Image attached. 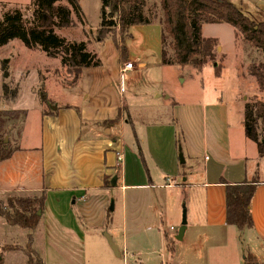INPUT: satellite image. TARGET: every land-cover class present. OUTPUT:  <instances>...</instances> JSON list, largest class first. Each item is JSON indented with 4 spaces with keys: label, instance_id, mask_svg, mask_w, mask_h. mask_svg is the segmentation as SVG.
I'll return each mask as SVG.
<instances>
[{
    "label": "crops",
    "instance_id": "0c3cea01",
    "mask_svg": "<svg viewBox=\"0 0 264 264\" xmlns=\"http://www.w3.org/2000/svg\"><path fill=\"white\" fill-rule=\"evenodd\" d=\"M228 1L247 9L254 7L264 14V0ZM115 55V61H119L120 55L117 52ZM100 57L104 64V57ZM127 59L135 62L138 69L144 66L128 55ZM222 75L223 72L217 77L214 72L217 79ZM215 94V98L201 103L186 104L166 98L169 101L164 102L167 103L166 119L147 123L142 131L136 128L139 159L125 142L127 125L134 121L127 114L121 96L106 100L86 96L81 102L59 105L51 113L41 107V149L22 142L25 132L19 125L23 118L14 121L16 126L4 138L13 153L0 162V195L46 193L43 216L33 233L41 232L43 245L39 252L45 264H89L90 247L106 250L109 247L99 238L107 232L115 243L109 231L110 213L106 225L109 208L113 205L114 212L117 208V200H112L113 190L123 195L136 191L130 194V202L122 197L121 209L126 215L128 203L138 202L143 246L147 250L153 247L167 250L168 260L163 253L157 255L160 264H177V245L183 247L186 242V251L190 249L187 256H197L194 250L198 247L194 248L191 240L196 232L205 233L200 243L208 246L214 237H210L212 233L233 227L226 223V185L246 182L256 184L251 204L254 227L247 231L253 235L255 246L264 251V156L259 155L258 149L250 148L245 135V106H237L238 121L233 129L229 101L221 90H215ZM179 131L183 136L184 163L178 157ZM118 154L123 157L121 162ZM188 190L192 193V219L186 224L182 240L178 241L180 219L170 221L173 223L167 228L163 222L164 211L174 206L175 212L180 213L181 197ZM197 204L201 212L196 209ZM142 219L155 223L159 220V225L153 226L154 232L148 227L150 223L141 229ZM89 229L101 231V235L96 232L98 238L89 241L85 238ZM9 231L13 234L16 230ZM167 238L174 242L173 252L168 248ZM214 240L213 243H221ZM123 246L122 251L116 247L119 258L128 256L127 238ZM248 252L257 260L253 250ZM104 264L112 263L110 260Z\"/></svg>",
    "mask_w": 264,
    "mask_h": 264
},
{
    "label": "rangeland",
    "instance_id": "374dc122",
    "mask_svg": "<svg viewBox=\"0 0 264 264\" xmlns=\"http://www.w3.org/2000/svg\"><path fill=\"white\" fill-rule=\"evenodd\" d=\"M78 1L81 8L80 17L73 14V26L58 31L57 35L70 43L86 44L87 51L95 55L102 65L98 68H86L77 72V70L63 66L61 58H50L39 49H29L20 40L15 39L0 46V142L6 136H10L11 127L16 126L14 124L16 113L20 115L19 118H23L19 125L25 132L22 142L41 149L42 139L39 126V109L41 107L46 113H51L50 111L56 110L59 105L81 102L86 96L98 97L102 100L113 96H115L113 98L119 99L121 96L126 103L127 114L134 121L132 125H127L125 142L127 148L134 151L139 159L141 154L137 145L138 131L139 129L142 131L147 123L162 122L163 119H166L167 109L164 106H167V103L164 102H169L166 100L168 97L180 103H201L210 97L215 98V90H221L225 100L229 101L228 109L233 129H236L238 121L237 106L239 104L245 106L247 100L249 103L264 101V94L259 92L255 78L250 75L252 65L264 64V54L246 42L241 35H236L234 27L228 24H206L203 26V36L216 38L219 42L218 50L220 51L217 50V59L223 66V75L221 79H217L211 64L201 74L197 73L191 65H163L161 62L162 28L157 22L146 26H133L126 31H120L117 28L104 41H99L98 32L103 0ZM145 1L147 3L146 13L149 11L162 12L160 0ZM32 2L33 0H0V20L4 14L15 9L21 10L24 18L30 20ZM246 13L256 16L261 12L253 7L246 8ZM115 40L119 47L114 43ZM122 47L126 48L128 56L144 65L138 69L135 64V70L127 74L124 82L121 80L120 70L129 60L118 61L117 59L115 61V52L120 55ZM100 56L104 57V64ZM82 71L83 76H81ZM157 96H160V99H156ZM246 98L248 99L246 100ZM178 141L179 157L180 152L183 154V136L180 131ZM249 143L250 148L257 150L254 142L250 141ZM179 161L181 162L180 157ZM106 185L109 186V183ZM132 192L136 191H128L123 195L121 191L113 190L114 198L112 200H117V208L115 212L111 211V207L109 208L110 211L106 214V225L107 220L109 223L111 215V230L109 231L114 236L116 244L108 239L110 237L108 232L104 236L102 235L103 237L95 235L96 232L101 235V231L89 229L85 232L87 240L91 241L99 236L110 247V249L107 247V250L100 246L90 247L88 251L89 264H104V261L110 262V260L112 264H160L158 261L161 259L157 256L159 253H163L168 260L167 250H160L156 247L147 250L143 246L140 239L144 236L139 235L138 202L135 204L133 200L132 204L128 203L127 214L124 215V211L121 209L122 197L124 196L125 201L130 202ZM11 195L33 196L34 194L15 193ZM191 195L189 190L183 193L179 207L180 213L175 212L174 206L172 209L170 206L168 209L165 208L163 222L167 228L170 223H173L170 221L175 218H177L175 222L180 219L178 223L181 226L184 216L186 222L191 223ZM196 206V209L201 212L200 205ZM157 222L155 223L154 220L145 222L142 219L141 229L145 223H150L148 227L154 232L153 226H158L159 220ZM125 225L127 227L124 231ZM9 230L16 231L11 234L12 232ZM28 233L21 228L9 227L0 218V264L27 263L24 251L28 242ZM204 234V232H196L191 239L194 241L193 247H198L195 248L196 250L192 248L197 256H187L186 252L190 249L186 251V241L183 247L177 245V264H245L249 249L256 253L257 264H264V251L259 250L260 246L256 247L253 235L249 231L240 232L234 227H227L223 231L212 233L210 237L216 238H211L212 242L208 243V246H203L200 243L201 240H204L200 239ZM34 237L37 243L33 244V248L37 252H41L43 245L41 232L37 231L33 235ZM126 238L128 256L124 258L122 255L119 258L113 250V245L122 251ZM214 239L220 240L221 243H213L216 241ZM5 247H10L13 250H3ZM155 251L157 252L155 253ZM1 255L3 262H1Z\"/></svg>",
    "mask_w": 264,
    "mask_h": 264
},
{
    "label": "trees",
    "instance_id": "16d2710c",
    "mask_svg": "<svg viewBox=\"0 0 264 264\" xmlns=\"http://www.w3.org/2000/svg\"><path fill=\"white\" fill-rule=\"evenodd\" d=\"M160 4L161 13H146L145 0H103L98 40L104 41L117 28L126 31L133 26H146L157 22L162 28L163 65H191L201 74L211 64L217 77L223 69L217 59L219 42L216 38L203 36L202 28L206 24H228L234 27L236 34L264 54V14L261 11L260 15L251 17L242 4L228 0H160ZM31 9L30 20L24 18V14L18 9L3 15L0 20V46L15 39L20 40L29 49H39L50 58H61L63 66L77 72L102 65L95 55L87 51L86 44L70 43L57 35L58 31L73 26V14L80 17L78 0H33ZM114 43L119 47L116 40ZM126 59L127 50L122 47L120 60ZM250 75L255 78L259 92L264 94V64L252 65ZM15 115L16 119H20L19 114ZM243 124L246 137L256 144L259 155L263 157L264 101H248L245 104ZM12 153L13 150L4 140L0 142V162L10 158ZM255 190V182L226 185L227 225L240 232L254 227L251 204ZM45 202L44 191L33 196L0 195V218L9 227L29 232L24 251L26 264H45L43 257L33 248L32 235L41 222ZM167 242L169 250L173 252V240L167 238ZM3 250L13 249L5 247ZM245 264H257V260L248 254Z\"/></svg>",
    "mask_w": 264,
    "mask_h": 264
},
{
    "label": "built area",
    "instance_id": "2783aa9c",
    "mask_svg": "<svg viewBox=\"0 0 264 264\" xmlns=\"http://www.w3.org/2000/svg\"><path fill=\"white\" fill-rule=\"evenodd\" d=\"M135 67H136L135 62H133V61H128V62L124 63V65L122 66V68L120 70V77H121L122 82H124L128 73L135 70ZM117 156H118V161L121 162L123 160L122 155L118 154ZM171 229L174 230V228H171Z\"/></svg>",
    "mask_w": 264,
    "mask_h": 264
},
{
    "label": "water",
    "instance_id": "95a60500",
    "mask_svg": "<svg viewBox=\"0 0 264 264\" xmlns=\"http://www.w3.org/2000/svg\"><path fill=\"white\" fill-rule=\"evenodd\" d=\"M218 51H220V50H218ZM214 66H216V65H214ZM179 157H180L181 163H184V157H183L182 152H180ZM111 211H113V205L111 206ZM39 215H41V213H39ZM186 224H187L186 217L184 216L183 217V221H182V225H181V228H180V230L178 232V236L176 237V240H178V241H181L182 240V237H183L184 232H185V229H186ZM108 239L110 240V237H108ZM111 245H112V243H111ZM113 250L115 251V253H116L117 256L120 255L118 253L117 248L114 245H113Z\"/></svg>",
    "mask_w": 264,
    "mask_h": 264
}]
</instances>
